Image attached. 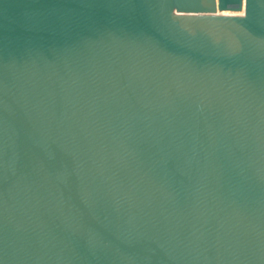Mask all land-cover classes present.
I'll return each instance as SVG.
<instances>
[{
	"label": "water",
	"instance_id": "95a60500",
	"mask_svg": "<svg viewBox=\"0 0 264 264\" xmlns=\"http://www.w3.org/2000/svg\"><path fill=\"white\" fill-rule=\"evenodd\" d=\"M0 264H264V0H0Z\"/></svg>",
	"mask_w": 264,
	"mask_h": 264
}]
</instances>
